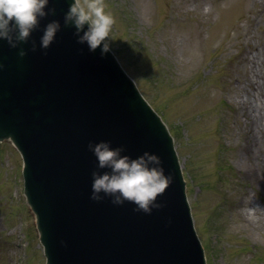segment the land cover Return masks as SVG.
Returning <instances> with one entry per match:
<instances>
[{"label": "water", "instance_id": "95a60500", "mask_svg": "<svg viewBox=\"0 0 264 264\" xmlns=\"http://www.w3.org/2000/svg\"><path fill=\"white\" fill-rule=\"evenodd\" d=\"M72 2L50 0L55 15L41 20L28 43L13 49L0 40V141L22 155L46 264H207L174 139L114 53L90 52L74 27L40 49L43 28L53 20L63 26ZM101 141L132 158L160 157L174 178L158 197L163 207L147 215L131 203L90 199L98 161L88 144Z\"/></svg>", "mask_w": 264, "mask_h": 264}, {"label": "rangeland", "instance_id": "374dc122", "mask_svg": "<svg viewBox=\"0 0 264 264\" xmlns=\"http://www.w3.org/2000/svg\"><path fill=\"white\" fill-rule=\"evenodd\" d=\"M103 2L115 19L111 51L174 138L207 264H264V221L244 220L251 204L264 206V178L238 162L234 99L242 54L264 42V0ZM22 166L0 142V264H46Z\"/></svg>", "mask_w": 264, "mask_h": 264}, {"label": "clouds", "instance_id": "9594fccd", "mask_svg": "<svg viewBox=\"0 0 264 264\" xmlns=\"http://www.w3.org/2000/svg\"><path fill=\"white\" fill-rule=\"evenodd\" d=\"M49 5L50 0H0V40L7 41L13 49L21 43H28L41 20L49 14L55 15V9ZM114 24L115 19L106 11L103 0H73L64 16L63 26L60 21L53 20L43 28L39 47L48 50L62 27H74L77 43L86 44L92 53L100 49L101 56H104L111 51L109 38ZM32 45L35 52V41ZM26 55L24 50L19 52L21 58ZM88 150L98 161V170L92 172V201L102 202L107 197L115 206L131 203L136 206L135 211L147 215H151L153 209L163 207L157 202L158 197L165 194L174 178L165 174L159 156L144 152L132 158L124 154L125 148H113L107 141L90 142Z\"/></svg>", "mask_w": 264, "mask_h": 264}, {"label": "bare ground", "instance_id": "6f19581e", "mask_svg": "<svg viewBox=\"0 0 264 264\" xmlns=\"http://www.w3.org/2000/svg\"><path fill=\"white\" fill-rule=\"evenodd\" d=\"M242 62L243 74L236 80L238 94L234 98L244 118L238 162L241 166L247 164L248 174L257 180L260 176L264 178V42L250 44L242 54ZM251 208L244 217L245 223L251 224L257 215L264 221V206L251 204Z\"/></svg>", "mask_w": 264, "mask_h": 264}]
</instances>
